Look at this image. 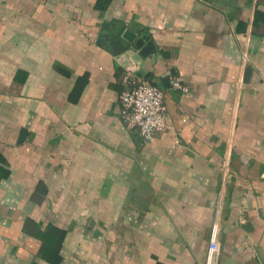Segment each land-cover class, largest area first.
Returning a JSON list of instances; mask_svg holds the SVG:
<instances>
[{"label": "crops", "instance_id": "0c3cea01", "mask_svg": "<svg viewBox=\"0 0 264 264\" xmlns=\"http://www.w3.org/2000/svg\"><path fill=\"white\" fill-rule=\"evenodd\" d=\"M1 2L0 264H47L22 232L44 208L67 229L100 212L114 264H202L214 228L215 264H264V0ZM127 29L154 51L99 43ZM127 75L163 90L148 143L121 118Z\"/></svg>", "mask_w": 264, "mask_h": 264}, {"label": "built area", "instance_id": "2783aa9c", "mask_svg": "<svg viewBox=\"0 0 264 264\" xmlns=\"http://www.w3.org/2000/svg\"><path fill=\"white\" fill-rule=\"evenodd\" d=\"M124 88L119 95L121 118L130 130H135L143 143L150 142L156 134L168 129V120L163 106V90L147 81L136 82L130 75L123 79ZM171 87L185 90L177 78ZM218 241L215 228L212 230L202 264H215Z\"/></svg>", "mask_w": 264, "mask_h": 264}, {"label": "rangeland", "instance_id": "374dc122", "mask_svg": "<svg viewBox=\"0 0 264 264\" xmlns=\"http://www.w3.org/2000/svg\"><path fill=\"white\" fill-rule=\"evenodd\" d=\"M14 6V5H12ZM4 5L0 3V17L3 16ZM9 10V9H8ZM2 21V20H1ZM24 195V193H22ZM16 202V201H15ZM27 209L21 210V215L25 213L28 215H35L38 210L35 208L26 207ZM47 210H43V213ZM86 212L72 211L67 213V216L62 218L63 222L68 224L70 232L76 230L75 240H69L66 243L64 250L65 262L64 264H114L116 260V244L111 236L106 240L98 234L100 226L96 225L100 220L101 213L95 212L87 217ZM92 216V218H91ZM95 222L93 225H89V220ZM113 228H108V232ZM75 233V232H74ZM17 236L15 233L12 235ZM18 237V236H17Z\"/></svg>", "mask_w": 264, "mask_h": 264}, {"label": "trees", "instance_id": "16d2710c", "mask_svg": "<svg viewBox=\"0 0 264 264\" xmlns=\"http://www.w3.org/2000/svg\"><path fill=\"white\" fill-rule=\"evenodd\" d=\"M0 161H2L1 158ZM3 167V163L0 162V183L7 179L9 173ZM43 189V185L38 184L34 192L30 195L29 201L43 204L46 201V193L43 192ZM50 212L49 210L45 212V217L48 219L45 222V226H41L30 217L25 218L22 232L28 237L35 238L40 242L39 253L47 264H61L62 257L60 256V252L68 229L64 226L56 225L54 221L52 222Z\"/></svg>", "mask_w": 264, "mask_h": 264}, {"label": "water", "instance_id": "95a60500", "mask_svg": "<svg viewBox=\"0 0 264 264\" xmlns=\"http://www.w3.org/2000/svg\"><path fill=\"white\" fill-rule=\"evenodd\" d=\"M122 31V30H120ZM120 31L116 32V35L102 32L99 43H108L113 53H119L122 51H125L128 47H132L134 50H141L143 48V45L148 44L147 47V53H152L154 51V45L153 43L148 40L149 36L146 35H140L136 38V34L132 32L131 30H123L122 33ZM121 36L119 37V35ZM149 50V51H148ZM25 138V131L22 130L19 135L18 143L22 142Z\"/></svg>", "mask_w": 264, "mask_h": 264}]
</instances>
